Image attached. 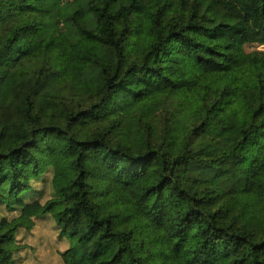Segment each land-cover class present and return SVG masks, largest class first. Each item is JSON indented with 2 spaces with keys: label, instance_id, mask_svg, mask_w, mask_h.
I'll list each match as a JSON object with an SVG mask.
<instances>
[{
  "label": "trees",
  "instance_id": "trees-1",
  "mask_svg": "<svg viewBox=\"0 0 264 264\" xmlns=\"http://www.w3.org/2000/svg\"><path fill=\"white\" fill-rule=\"evenodd\" d=\"M138 2L0 0V264H264V0Z\"/></svg>",
  "mask_w": 264,
  "mask_h": 264
},
{
  "label": "rangeland",
  "instance_id": "rangeland-1",
  "mask_svg": "<svg viewBox=\"0 0 264 264\" xmlns=\"http://www.w3.org/2000/svg\"><path fill=\"white\" fill-rule=\"evenodd\" d=\"M155 0H139L137 13L140 16L138 24L135 26L133 34L131 35L128 49L134 52L139 42L148 34L150 25L147 20V8ZM170 3L169 12L175 11L178 7L177 0H166ZM245 52L263 51L264 46L246 45ZM48 181V177H45ZM33 186L44 190V196L47 198L50 189L47 182L41 184L35 182ZM61 207L54 206L51 210L52 215H57ZM9 216L4 213L3 208L0 206V217ZM82 229V224L76 225L71 228L74 234ZM16 242L19 251L14 254V264H61L60 252H62L68 245L59 236L58 228L51 216H46L42 219L36 220L35 225L31 231L21 230L17 234Z\"/></svg>",
  "mask_w": 264,
  "mask_h": 264
}]
</instances>
